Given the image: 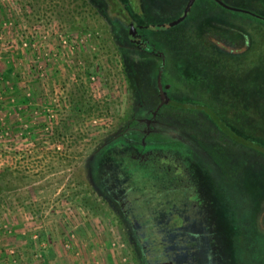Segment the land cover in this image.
Here are the masks:
<instances>
[{
	"label": "rangeland",
	"instance_id": "rangeland-1",
	"mask_svg": "<svg viewBox=\"0 0 264 264\" xmlns=\"http://www.w3.org/2000/svg\"><path fill=\"white\" fill-rule=\"evenodd\" d=\"M121 1L0 0V264H142L95 165L159 105L172 149L127 174L149 262L264 264V152L188 107L264 146V0Z\"/></svg>",
	"mask_w": 264,
	"mask_h": 264
},
{
	"label": "flooded vegetation",
	"instance_id": "flooded-vegetation-1",
	"mask_svg": "<svg viewBox=\"0 0 264 264\" xmlns=\"http://www.w3.org/2000/svg\"><path fill=\"white\" fill-rule=\"evenodd\" d=\"M154 112L146 119L143 128H136L127 135L117 139L106 147V151L99 153L97 161H101L99 166L95 165L96 177L100 179V187L118 203L124 222L134 236V243L139 249L142 257V264H152L149 262L153 258L143 241L139 239V234L135 229L133 212L129 211L132 203L126 202L127 197L133 194L128 182V168L141 164L157 163L164 156L163 153L170 151L171 145L159 136L155 131ZM172 151V150H171ZM181 153V152H180ZM182 154V153H181ZM185 156V155H183ZM186 157V156H185ZM125 199V200H123ZM132 231V232H131Z\"/></svg>",
	"mask_w": 264,
	"mask_h": 264
},
{
	"label": "trees",
	"instance_id": "trees-1",
	"mask_svg": "<svg viewBox=\"0 0 264 264\" xmlns=\"http://www.w3.org/2000/svg\"><path fill=\"white\" fill-rule=\"evenodd\" d=\"M85 1V0H84ZM103 2L111 5L112 4V7H113V10L118 13V14H121L122 13V10L124 9V6L122 4V1L121 0H102ZM181 104L180 106H183V107H187V103H179ZM86 104V98L84 97V95H81L79 100H78V103H76V111H78V114L81 115L82 112L84 111H87L88 109L91 110V106L87 105ZM195 105V107H194ZM95 107L97 109H102L103 107H105L104 105H102L100 103V101L96 102L95 103ZM188 107H194V108H199L201 110H203L204 112H206V114L211 118V120L217 124V126L219 128H221L223 130V132L225 133V135H227L228 137H230L232 140L236 141V140H239L245 144H248V145H254L255 149L261 151V152H264V146L261 145L260 143H256V142H252V140H247V139H244L245 136H242V138H239L238 135H236L233 130L231 128H229L224 122L223 120L218 116V114L211 108H208L206 107L205 105H202V104H197V103H193L192 105H189ZM246 140V141H245ZM252 142V143H251ZM254 143V144H253ZM104 151H106V148L102 150V153H104ZM101 164V161H98L96 163V166H98L97 169H99V166Z\"/></svg>",
	"mask_w": 264,
	"mask_h": 264
},
{
	"label": "water",
	"instance_id": "water-1",
	"mask_svg": "<svg viewBox=\"0 0 264 264\" xmlns=\"http://www.w3.org/2000/svg\"><path fill=\"white\" fill-rule=\"evenodd\" d=\"M158 89L160 90V97H161V103L162 104L166 100V93L165 91L162 90L161 85H160V77H158ZM160 106V105H159ZM159 106L156 108L154 111V114L157 112Z\"/></svg>",
	"mask_w": 264,
	"mask_h": 264
}]
</instances>
